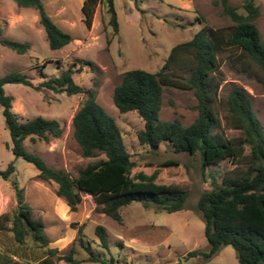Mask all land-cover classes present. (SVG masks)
Returning <instances> with one entry per match:
<instances>
[{
  "label": "rangeland",
  "instance_id": "374dc122",
  "mask_svg": "<svg viewBox=\"0 0 264 264\" xmlns=\"http://www.w3.org/2000/svg\"><path fill=\"white\" fill-rule=\"evenodd\" d=\"M117 20V31L110 32L106 22L105 10L101 3L94 6L89 27L79 19V10L66 8L57 10L61 28L71 34V39L58 48H49L41 25H28L23 20L18 26L7 28L1 33L18 40H28L25 51L17 53L0 44V74L9 71L24 73L31 84L4 82L5 93L11 94V109L21 118L36 114L54 117L61 125L59 136L48 140L35 138L23 139L24 148L38 153L47 164L62 168L70 175L86 162L98 156H82L80 148L71 134L70 118L83 97L82 92L65 93L54 91L39 85V69L46 75L56 74L70 65L75 69L71 73L73 81L94 90L95 100L115 120L126 150L134 160L130 173L141 170L144 174L159 170L154 180L175 182L186 188V195L180 208L172 211L157 209L152 203L143 204L139 200H130L119 207L121 223L94 208L90 195L82 193L80 204L72 217L63 216L58 210V200L54 193V182L35 177L34 166L20 156H14L9 148V134L4 126L0 107V169L8 161L12 162L10 177L22 187L23 197L30 204L34 216L43 221V231L48 236L47 245L54 247L50 254L52 264H100L102 259H112L113 264H239L230 244L220 246L210 257L186 255L189 249H205L207 246L203 234V221L200 212L192 205L199 192L218 183L223 174L242 168L228 158L205 166L200 165L198 154L173 151L165 142L156 149L140 144L136 130L142 126V119L133 109L119 111L111 100L113 85L119 80L123 70L140 67L147 70L158 68L169 48L176 42L189 38L201 22L227 32L231 20L221 10L219 0H112ZM258 6L255 24L264 43V0H253ZM16 3L13 0H0V14H13ZM241 12L242 0H227ZM44 5V3H43ZM44 8H47L46 5ZM28 11L29 7H21ZM63 9V10H62ZM46 10V9H45ZM47 12V11H46ZM30 20L28 12H24ZM60 14L65 15L60 18ZM201 15L197 21L195 15ZM53 18V17H52ZM54 19V18H53ZM56 19V18H55ZM54 19L55 22H57ZM62 20V21H61ZM0 22L5 21L0 16ZM58 24V23H57ZM110 35L106 43L105 38ZM186 54L180 55L185 57ZM217 69L214 76L217 86L215 111L219 118L217 130L224 135H234L237 128L227 126L223 115L225 106L222 99L232 85L242 86L251 96V106L264 129V88L260 81L264 76L259 66L250 58L241 55L232 46H224L216 54ZM47 59H50L47 61ZM80 59H89L95 69L82 64ZM79 65V67H78ZM171 70L169 67L167 71ZM177 76H186L184 68L172 67ZM195 97L191 89L171 85L163 86L158 116L162 119L177 117L183 124L192 120L196 114L193 108ZM247 148H245V151ZM173 159L176 163L160 164L164 159ZM15 203L13 190L8 179L0 177V213H10ZM84 213V216H83ZM5 225L9 223L3 221ZM101 224L105 229V246L99 243L93 228ZM81 226L82 241L89 251L76 239V227ZM27 245L29 239L26 241ZM20 246L22 259L37 258L40 248ZM14 246L11 232L0 229V253ZM70 254L76 260L73 263L65 259ZM20 263L19 258L13 256ZM34 260L32 261V263Z\"/></svg>",
  "mask_w": 264,
  "mask_h": 264
},
{
  "label": "trees",
  "instance_id": "16d2710c",
  "mask_svg": "<svg viewBox=\"0 0 264 264\" xmlns=\"http://www.w3.org/2000/svg\"><path fill=\"white\" fill-rule=\"evenodd\" d=\"M17 5L30 6L36 10L49 48H58L71 39V34L61 28L46 12L42 0H13ZM221 10L231 20L227 32L201 22L192 35L170 46L161 65L155 70L130 67L122 71L113 85L111 100L119 111L133 109L142 119V126L136 130L140 144L156 149L165 142L175 152L198 154L201 167L228 158L242 168L223 174L218 183L203 189L197 195L192 207L200 212L203 221L205 249H189L186 255L206 259L220 246L230 244L239 264H264V129L252 110L251 96L242 86L232 85L222 99L223 115L227 126L237 128V133L226 136L217 127L219 118L214 108L218 80L216 54L224 46H232L238 52L254 61L264 73V43L255 24L258 6L253 0H242L239 12L227 0H219ZM101 3L110 32L117 31V20L112 0H82L81 20L89 27L94 6ZM195 19L202 21L201 15ZM2 33L0 22V44L17 53L28 47L26 40H18ZM110 35L105 38L106 43ZM186 54L185 57L180 55ZM50 59H47L49 61ZM90 69L96 67L89 59H80ZM72 64V63H71ZM70 65L56 74L46 75L39 69V85L65 93L82 92L83 97L73 111L70 124L71 134L80 148L82 156H98L86 162L70 175L62 168L47 164L38 154L24 148L23 139L48 140L59 136L61 125L54 117L36 114L21 116L11 109V94L5 93L4 82L31 84L22 72L9 71L0 74V107L4 126L9 134V148L14 156H20L36 169L35 177L54 182V193L61 197L70 210L80 202L82 193L90 195L94 208L121 223L119 207L130 200L143 204L152 203L155 208L172 211L183 204L186 188L175 182H159L154 178L159 170L144 174L141 170L130 173L134 160L126 150L119 128L113 117L95 100L94 90L73 81ZM182 67L186 76H177L172 67ZM79 67V65H78ZM169 71H167L168 68ZM264 88V76L260 81ZM191 89L196 114L183 124L177 117L162 119L158 116L163 86ZM247 148V151H245ZM176 163L164 159L160 164ZM13 171L11 161L0 169V177L8 179L13 190L15 203L10 213H0V229H8L14 246L0 253V264H52L50 254L54 247L47 245L48 236L43 231V221L34 216L30 204L24 199L22 187L10 177ZM3 221L9 224L5 225ZM100 244L105 246L106 234L101 224L93 228ZM81 226L76 227V239L81 246ZM29 239L27 245L26 241ZM33 245L40 248L37 258L23 260L20 246ZM19 258L16 262L13 258ZM65 259L76 262L70 254ZM34 262L32 263V261ZM100 264H113L112 259H102Z\"/></svg>",
  "mask_w": 264,
  "mask_h": 264
},
{
  "label": "crops",
  "instance_id": "0c3cea01",
  "mask_svg": "<svg viewBox=\"0 0 264 264\" xmlns=\"http://www.w3.org/2000/svg\"><path fill=\"white\" fill-rule=\"evenodd\" d=\"M42 2L44 3V7L46 5V7H48L49 10L46 9L47 13L53 17L58 23V25L60 27H62L61 23H60V20L57 18L58 15H56V12H54L51 8H56L57 10H61V8L65 9L66 8H70V9H76V10H79V13H78V18L81 19V12H80V4L82 2V0H42ZM9 7V10L12 9L13 7H11V5L7 2L6 3ZM188 4V0H185L183 2V6H186ZM21 7H29V9H26L28 11H23L24 9H21ZM14 9V13L13 14H9V13H3L0 14V16L4 19L5 23L4 25H2V33L4 30H6L7 28H13V27H16L18 26L20 23H22L23 20H25L28 25L32 26V23L33 25H35L37 27V30L40 31L39 27L37 26V13H36V10L33 8V7H30V6H20V5H17L13 8ZM62 9V10H63ZM24 12H28V14L30 15V20L27 19L26 15L24 14ZM63 16V17H62ZM65 15H62L60 14V18H64ZM52 18V19H53ZM53 19V20H54ZM62 21V20H61ZM41 32V31H40ZM27 42H29L28 40H26ZM87 194V193H85ZM88 195V194H87ZM57 200H58V204H56L58 207V210L63 214V216H68L69 217H72V211H75L80 202L77 204L76 208L74 210H70L68 208V206L66 205V203L63 201V199L59 196H57ZM83 216H84V213H83Z\"/></svg>",
  "mask_w": 264,
  "mask_h": 264
}]
</instances>
